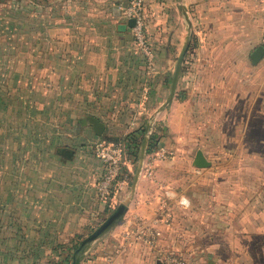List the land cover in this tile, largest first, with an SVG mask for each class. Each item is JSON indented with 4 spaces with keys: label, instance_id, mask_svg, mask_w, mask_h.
I'll return each mask as SVG.
<instances>
[{
    "label": "crops",
    "instance_id": "crops-1",
    "mask_svg": "<svg viewBox=\"0 0 264 264\" xmlns=\"http://www.w3.org/2000/svg\"><path fill=\"white\" fill-rule=\"evenodd\" d=\"M149 10L154 20H159L157 15L163 10L164 22L157 32L152 31L148 66H139L133 44L128 46V32L118 24L119 36H107L108 42H117V51L100 49L97 54L80 55L81 70L71 78L67 73V85L60 91L78 94L66 96V101H74L73 107L82 110L72 123L79 131L69 145L57 148L47 164L38 168L42 170L33 181L19 183L22 243L40 256L45 252L49 259L66 258L60 252L69 253L76 236H88L130 198L137 164L127 166L117 190L107 199L99 192L103 168L93 147L100 138L88 122V117H94L106 125V131L110 123L124 125L117 137L129 153L137 150L133 148L138 143L131 144L130 136L138 138L148 125L146 136L153 137L156 145L147 152L128 212L90 245L81 264H154L159 253L164 259L172 249L185 254L188 237L215 236L220 231L232 233L238 245L243 238V264H264V233L251 228V221L259 217L240 218L234 204L219 205L218 184L212 180L210 158L214 155L208 146L238 139L239 124L244 137V126L253 120L245 109L251 108L252 78L257 74L260 81L264 76V58L257 65L252 62V54L264 43V2L150 0ZM188 37L177 91L166 104ZM123 44L128 52L122 54ZM236 77L242 78L239 84H234ZM239 97L243 104L235 102ZM240 109L242 114L236 116ZM198 151L212 163L210 168L193 165ZM242 219L249 224L234 231L233 222ZM254 234L261 238L257 248L249 240ZM172 262L182 264L181 260Z\"/></svg>",
    "mask_w": 264,
    "mask_h": 264
},
{
    "label": "rangeland",
    "instance_id": "rangeland-1",
    "mask_svg": "<svg viewBox=\"0 0 264 264\" xmlns=\"http://www.w3.org/2000/svg\"><path fill=\"white\" fill-rule=\"evenodd\" d=\"M137 1L0 0V264H72L74 261L76 250L70 255L60 252L67 259L58 256L49 259L45 252L40 256L33 252V247L22 243L19 183L33 181L42 170L38 168L47 164L57 148L69 145L73 134L79 131L77 124L72 123L82 115V110L73 107L74 101H66V96L74 98L78 94L60 91L67 85L66 75L69 72L71 78L76 70H81L82 65L77 61L80 55L97 54L100 49L109 53L117 51V42H108L107 36H119L116 25L127 26L131 10L143 14L145 46L135 27L127 26L128 46L133 44L132 53L139 57V66H148L145 60L153 50L152 31L157 32L164 22L163 10L157 15L159 20H154L149 10L150 0H143L140 11ZM122 47L120 53L128 52L124 44ZM262 64L264 70V61ZM252 79L251 108L245 109V113L253 120L244 126L245 136L239 124L235 131L238 139L212 142L208 146L214 155L210 158L214 165L212 180L218 184L219 205L234 204L236 212L245 215L240 218L259 217L251 221V228L264 233V76H260V81L257 74ZM238 80L236 77L234 84H239ZM235 102L243 104L240 97ZM242 111L237 110L236 116ZM123 128L124 125L110 123L105 134L117 137ZM141 144L136 145L137 154ZM244 220L233 222L234 231L249 224ZM231 234L220 231L215 236L188 237L185 254L172 249L164 259L159 253L154 264H174V260H181L182 264H243L246 261L242 257L243 238L238 239L242 240L238 245L237 238ZM252 236L249 240L257 248L261 244L260 235ZM254 251L251 250L253 256Z\"/></svg>",
    "mask_w": 264,
    "mask_h": 264
},
{
    "label": "water",
    "instance_id": "water-1",
    "mask_svg": "<svg viewBox=\"0 0 264 264\" xmlns=\"http://www.w3.org/2000/svg\"><path fill=\"white\" fill-rule=\"evenodd\" d=\"M127 26L129 28H134L136 26V20L135 19L129 20ZM127 26L123 25L121 26L120 29L125 30ZM188 50H189V37L187 38V42L184 45L179 55V58L177 60V67H176L174 77H173L171 94L166 104L170 103L176 94L180 75H181L183 64H184V60H185ZM263 58H264V43L261 46H259L256 49V51L252 54V62L255 65H257ZM88 122L92 126L93 131L96 134V136L104 139L107 142H111L114 144H120V139L118 137L106 136L105 134L106 125L100 122L98 119L94 117H88ZM149 128L150 126L148 125L147 130H149ZM149 143H150V139L148 136H146L142 141L141 148L139 151L136 171H135L132 186H131L130 198L124 201L123 203H121L92 234H90L87 238H85L82 241L80 247L75 252L74 261L72 262V264H81L85 258L86 252L88 248L90 247V245L96 242L97 240H99L107 232H109L116 224H118L122 220L124 215L128 212L129 207L132 203L131 197H133L136 193L137 186H138V183H139V180H140L143 168H144ZM193 165L198 169H208L212 166V163L207 160V158L204 156L202 151H198Z\"/></svg>",
    "mask_w": 264,
    "mask_h": 264
},
{
    "label": "built area",
    "instance_id": "built-area-1",
    "mask_svg": "<svg viewBox=\"0 0 264 264\" xmlns=\"http://www.w3.org/2000/svg\"><path fill=\"white\" fill-rule=\"evenodd\" d=\"M264 2V0H262ZM143 0H138L136 2V7L138 10H141V4ZM134 16L132 17V14ZM135 18L137 30V35L144 37L142 26H143V14L140 11H130V17L128 19ZM142 45L145 46V42H142ZM150 137V136H148ZM93 150L96 154V157L102 163V176L99 182V192L104 199H107L113 192H115L120 184L121 178L130 164H137L136 155L130 154L126 147L121 144H114L107 142L105 140H99L93 147Z\"/></svg>",
    "mask_w": 264,
    "mask_h": 264
},
{
    "label": "trees",
    "instance_id": "trees-1",
    "mask_svg": "<svg viewBox=\"0 0 264 264\" xmlns=\"http://www.w3.org/2000/svg\"><path fill=\"white\" fill-rule=\"evenodd\" d=\"M146 133H147V130L145 129V128H142L141 130H140V134H139V136H138V138L134 135V134H132L131 136H130V143L131 144H133V143H137V145L138 144H141L142 143V141H143V139L145 138V136H146ZM156 142H155V140H154V138L152 137V138H150V143H149V147H148V152L149 151H151V149H153L154 147H155V144ZM138 148L139 147H137V148H133L134 150L135 149H137L135 152L134 151H131V150H129L130 151V154H134V155H136V158L138 159V155H139V153L137 154V152H138ZM131 149V148H130ZM83 236H76L74 239H73V241L71 242V248H70V250H69V255H70V253H72L73 251H75V250H77V248L78 247H80V245H81V243H82V241H83ZM65 259H67V258H65ZM65 261V260H64ZM58 264H60V263H58ZM63 264H66V263H63Z\"/></svg>",
    "mask_w": 264,
    "mask_h": 264
}]
</instances>
